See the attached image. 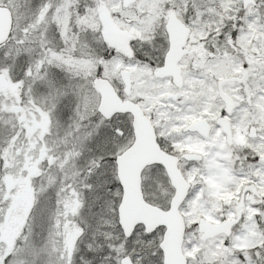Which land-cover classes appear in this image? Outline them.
<instances>
[{
    "label": "snow or ice",
    "instance_id": "obj_1",
    "mask_svg": "<svg viewBox=\"0 0 264 264\" xmlns=\"http://www.w3.org/2000/svg\"><path fill=\"white\" fill-rule=\"evenodd\" d=\"M0 264H264V0H0Z\"/></svg>",
    "mask_w": 264,
    "mask_h": 264
}]
</instances>
